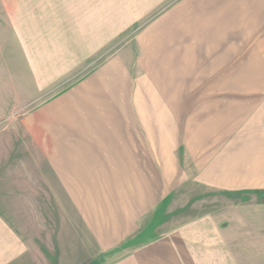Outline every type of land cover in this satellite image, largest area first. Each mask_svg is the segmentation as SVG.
Instances as JSON below:
<instances>
[{"label":"crops","instance_id":"1","mask_svg":"<svg viewBox=\"0 0 264 264\" xmlns=\"http://www.w3.org/2000/svg\"><path fill=\"white\" fill-rule=\"evenodd\" d=\"M140 1L122 8L126 25L117 36L125 44L116 53L111 51L113 16L106 4L88 9L89 2L81 0L71 7L73 13L62 8L60 17H49L46 28L44 18H38L25 31V55L38 88L59 86L61 91L28 122L41 132L33 142L48 144L50 156L31 157L41 167L26 173L22 194L15 184L0 181V194L11 192L4 200L25 202L21 210L5 207L0 195V264H264V236H242L241 217L235 220V214L191 216L182 229L145 240L146 231L160 225L175 186L168 166L176 142L169 123L167 132L162 129V119L177 120L172 111L202 108L203 103H194L213 102L219 106L211 109L222 110L234 100L231 96L255 94L253 87L194 90L190 83L198 77H229L239 84L241 78L257 77V60L250 55L256 54V26L264 30V0H250L243 12L242 0H176L165 9L164 4L156 9L158 4ZM251 27L243 39L241 32ZM145 110L156 122L139 113ZM48 190L56 191L51 204ZM66 190L84 217H74L78 221L72 222L69 245L59 214ZM146 215H151L147 229L138 231L135 223ZM229 215L236 223L232 228L225 227ZM95 239L103 249L118 246L97 258L91 251ZM119 239L127 241L119 246ZM122 251L125 255L118 256Z\"/></svg>","mask_w":264,"mask_h":264},{"label":"rangeland","instance_id":"2","mask_svg":"<svg viewBox=\"0 0 264 264\" xmlns=\"http://www.w3.org/2000/svg\"><path fill=\"white\" fill-rule=\"evenodd\" d=\"M79 1L81 0H0V181L15 184L19 189L17 193L20 194L26 188V173L31 172L32 168L41 167L40 161L31 157H40L42 153L50 156L47 153L49 151L48 144L33 142L35 139L33 135H38L41 132L30 129L29 119L39 106L54 98L61 91L59 86L42 90L38 88L35 76L31 73L26 59L27 40L24 38V34L27 29L30 31L33 22L38 21L35 19L44 18V27L46 28L49 17H60V14H63L60 11L62 8L66 14L73 13L71 7L77 6ZM86 1L89 2L85 5L88 9L91 8L90 4L98 8L104 7L105 4L107 7L111 6L114 37L110 45L112 44V53H116L125 44L121 42L122 37L117 36L121 28L126 25L121 20L122 17H127V15L121 14L122 8L131 7V5H127V2L130 1L132 4V1L136 3L137 0ZM143 1L141 0L139 4H142ZM146 1L149 4H158L156 9L161 7V9H165V6L171 2H176V0ZM159 2L161 3L159 4ZM248 2L250 0H242L239 3L242 12L250 7ZM234 8L236 11L238 10V7ZM66 14L64 15L68 16ZM141 23V25H146L147 22L142 21ZM258 27L260 24L256 26L255 36L252 38L258 40L256 54L255 56L250 55L257 60L255 63L257 77L255 79L241 78L238 84V80L229 77H198L192 79L190 83L194 90L197 87L211 88L221 85L225 87L238 85L253 87L252 90H256L255 94L231 96L234 100L225 104L222 110L211 109L219 106L213 102L194 103L195 105L203 103V105L201 104L202 108L180 112L172 111L170 112L172 115L178 113V118L174 119L175 121L162 119V129L167 132L168 127L165 124L169 123L171 125L170 133L173 134V141L176 142V153L175 156L170 157L172 165L168 166V170L172 174L170 180L175 186L171 188V202L159 218L161 219L160 225H155L153 230L146 231L150 233L149 238L145 239L146 241L163 235L167 236L170 230L182 229L191 216L194 218L209 214L215 216L235 214V220L241 217V224L238 225H240L239 231L242 236H257V238L264 236V202L259 201L258 195L254 193L256 192L254 190L264 189V30H260ZM249 32H252V27L247 31H242L240 35L246 39V34ZM252 51L253 48H250L249 53L252 54ZM250 56L247 57L250 58ZM85 65L83 64L84 67L81 68V76L85 72ZM221 74L224 75V73H219V75ZM225 74L230 76L228 71ZM154 82L156 83V81ZM148 83L150 82L148 81ZM208 96L205 97L209 98ZM223 97L222 101L227 102L229 97L225 95ZM142 112L144 118L147 117L149 122H156L154 120L157 118L148 116L147 110L139 113L142 114ZM156 112L161 113V118L165 116V113L161 111ZM180 115L181 118H179ZM221 116L222 118H220ZM172 134L169 135L172 137ZM35 162H38V166L35 165ZM46 163L45 159L44 167H46ZM210 170L217 171L219 176L218 173L215 174L216 176L210 175L212 173ZM150 176L146 175V177ZM163 180H166V174ZM167 182L166 180L165 183ZM164 191L166 189L162 188V192ZM7 193L11 194L8 191L0 194L1 199L5 201L3 202L5 207L16 205L17 209L21 210V203H25L24 200H4V197L9 196ZM47 193L51 204V198H54L52 194L56 191L48 190ZM59 193L63 192L59 191ZM72 199V193L64 191V201L59 207V214H61L64 223L66 245L73 243L71 226L73 221H78L74 217L78 216L81 220L84 219L82 212H78ZM239 199H246L247 203H243ZM51 211L48 223L52 224L57 213L55 209ZM150 218L151 215H146L135 223L138 231L147 229ZM233 219V216H230L231 222L225 223V227L235 226L236 223L233 224ZM223 226L224 224H222ZM81 227L82 232L87 234V226L84 225V229L81 224ZM41 229L42 226L38 233ZM233 229L238 230V227ZM131 235L127 238L129 239ZM126 241L127 239H119V246ZM100 243L99 239H95V246L93 249L91 248L97 258L103 256L108 249L118 246L115 244L110 248L103 249ZM120 253L118 256L125 255L123 251Z\"/></svg>","mask_w":264,"mask_h":264},{"label":"trees","instance_id":"3","mask_svg":"<svg viewBox=\"0 0 264 264\" xmlns=\"http://www.w3.org/2000/svg\"><path fill=\"white\" fill-rule=\"evenodd\" d=\"M254 193H256L260 198H262L264 200V191H257Z\"/></svg>","mask_w":264,"mask_h":264}]
</instances>
